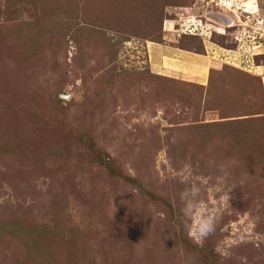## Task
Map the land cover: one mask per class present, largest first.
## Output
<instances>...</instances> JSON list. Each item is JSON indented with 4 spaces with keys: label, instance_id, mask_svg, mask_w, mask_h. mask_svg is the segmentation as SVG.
<instances>
[{
    "label": "rangeland",
    "instance_id": "obj_1",
    "mask_svg": "<svg viewBox=\"0 0 264 264\" xmlns=\"http://www.w3.org/2000/svg\"><path fill=\"white\" fill-rule=\"evenodd\" d=\"M223 3L0 0V264H264V0ZM164 39L216 68L154 74Z\"/></svg>",
    "mask_w": 264,
    "mask_h": 264
},
{
    "label": "crops",
    "instance_id": "obj_2",
    "mask_svg": "<svg viewBox=\"0 0 264 264\" xmlns=\"http://www.w3.org/2000/svg\"><path fill=\"white\" fill-rule=\"evenodd\" d=\"M173 41L163 40L162 43H145V53L149 70L154 74H167L177 80L201 82L207 70L216 68L214 57L208 56L210 47H204L205 55L194 53L176 46ZM202 47V48H203ZM216 50H219L218 48ZM216 50L214 53H216ZM222 53L225 51L221 50ZM224 53H227L225 51Z\"/></svg>",
    "mask_w": 264,
    "mask_h": 264
},
{
    "label": "clouds",
    "instance_id": "obj_3",
    "mask_svg": "<svg viewBox=\"0 0 264 264\" xmlns=\"http://www.w3.org/2000/svg\"><path fill=\"white\" fill-rule=\"evenodd\" d=\"M182 215L189 222L190 234L203 242L215 231L217 215L209 211L206 202L200 199V188L193 185L181 194Z\"/></svg>",
    "mask_w": 264,
    "mask_h": 264
},
{
    "label": "built area",
    "instance_id": "obj_4",
    "mask_svg": "<svg viewBox=\"0 0 264 264\" xmlns=\"http://www.w3.org/2000/svg\"><path fill=\"white\" fill-rule=\"evenodd\" d=\"M201 2H203L204 4H207V3H212L214 5H217V6H224L225 4L223 3V0H200ZM190 26H193V24L190 22V24H188Z\"/></svg>",
    "mask_w": 264,
    "mask_h": 264
},
{
    "label": "trees",
    "instance_id": "obj_5",
    "mask_svg": "<svg viewBox=\"0 0 264 264\" xmlns=\"http://www.w3.org/2000/svg\"><path fill=\"white\" fill-rule=\"evenodd\" d=\"M152 43H160V42H154V41H151ZM178 46V45H177ZM179 48H183V49H185V50H188V51H192V52H194V53H199L200 54V52H196V51H193L192 49H189V48H186V47H183V46H181V45H179L178 46Z\"/></svg>",
    "mask_w": 264,
    "mask_h": 264
}]
</instances>
